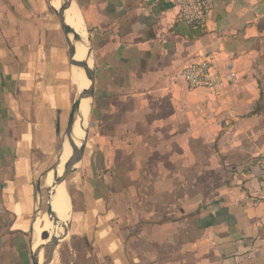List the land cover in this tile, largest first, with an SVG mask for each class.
Here are the masks:
<instances>
[{"label":"crops","instance_id":"1","mask_svg":"<svg viewBox=\"0 0 264 264\" xmlns=\"http://www.w3.org/2000/svg\"><path fill=\"white\" fill-rule=\"evenodd\" d=\"M74 5L96 85L54 260L72 232L81 264H264V203L247 174L264 152V0H216L205 28L178 22L172 0ZM63 35L51 0H0V264L49 250L36 224L73 104ZM208 52L237 75L220 94L182 76Z\"/></svg>","mask_w":264,"mask_h":264},{"label":"water","instance_id":"2","mask_svg":"<svg viewBox=\"0 0 264 264\" xmlns=\"http://www.w3.org/2000/svg\"><path fill=\"white\" fill-rule=\"evenodd\" d=\"M74 1L75 0H63L62 7L59 10L56 9L52 5V3H51V6L59 19L62 32L65 36V39L68 45L69 63L72 67H79L85 71L88 79L90 80V86L86 89H83L82 91H78L77 97L73 101V104L71 107L67 127L65 130V140L63 141L60 147L58 160L54 164V166H52L44 174V177H47L51 171H54V175L55 176L58 175L59 166L62 163V156L64 154V145L67 140L70 147L72 148V155L70 156V158L67 160V162L64 165L63 174L60 177H56L52 185L46 186L47 195H46V211H45L51 223L55 226L62 225L64 228V231H63V234L59 235V237L56 238L52 244L47 245L49 250H48V253L45 259L42 261V263H40L38 261V258L35 257V264H52L56 251L58 250L62 242L66 239V237L69 234L70 220L67 223L63 222L62 219L58 216V214L54 211L53 197L56 194L57 187L61 185L62 183H66L68 177L74 172H76L78 168L80 167V164L84 158L85 150L87 147V141L89 137V132H90V124L87 126V123L89 119H91L90 116H91V110H92L91 109L92 101L95 96L96 67L94 65L92 51L90 49L89 41L87 39L85 40L86 45L88 47V53L86 55V58L83 60L76 59L77 44L83 40L78 35V33L75 31V29L67 22V17H66V11L73 6ZM91 60H92V65H90ZM84 99H90V115L87 120L86 126L83 125L82 127V129L85 132V135H84V138L81 140V145L78 146L76 144V138L74 136V128L77 122V114H79L80 106ZM35 253L38 256V253L37 252Z\"/></svg>","mask_w":264,"mask_h":264},{"label":"bare ground","instance_id":"3","mask_svg":"<svg viewBox=\"0 0 264 264\" xmlns=\"http://www.w3.org/2000/svg\"><path fill=\"white\" fill-rule=\"evenodd\" d=\"M51 3L56 9L59 10L62 7L63 0H52ZM66 17L67 22L75 29V31L83 40L77 44L76 53V59L83 60L86 58L88 53V47L85 41L87 38L80 13L74 4L66 11ZM90 65H92V60L90 61ZM72 82L78 87L79 91H82L83 89H86L90 86V80L88 79L85 71L79 67H74L72 69ZM89 115L90 99H84L80 106L79 114H77V122L74 128V136L78 146L81 145V140L84 138L85 132L82 127L83 125L86 126ZM71 155L72 148L66 140L64 145V154L62 156V163L59 166L58 175L55 176L54 171H51L49 175L45 177L44 182L46 186L52 185L55 178L60 177L63 174L64 165ZM53 208L63 222L67 223L71 219L72 205L66 183H62L57 187L56 194L53 197ZM63 231V226L53 225L48 215L45 213L38 219L36 224V247L38 249H42L44 246L52 244L54 240L59 237V235L63 234ZM43 233H47V237H44Z\"/></svg>","mask_w":264,"mask_h":264},{"label":"built area","instance_id":"4","mask_svg":"<svg viewBox=\"0 0 264 264\" xmlns=\"http://www.w3.org/2000/svg\"><path fill=\"white\" fill-rule=\"evenodd\" d=\"M177 7V21L191 27L205 28L213 11L216 0H172ZM182 76L190 89L204 88L215 94H220L224 82L236 80V73L229 67L226 74L216 70L212 52L205 54L201 61L189 62L183 69ZM253 168L259 170L255 175ZM249 177L259 178V185L249 188V195L254 203H264V152L253 160V165L247 170Z\"/></svg>","mask_w":264,"mask_h":264},{"label":"rangeland","instance_id":"5","mask_svg":"<svg viewBox=\"0 0 264 264\" xmlns=\"http://www.w3.org/2000/svg\"><path fill=\"white\" fill-rule=\"evenodd\" d=\"M63 41H64V44H65V49H66V58H67V61H68V63H69V60H68V58H69V54H68V45H67V42H66V39H65V37H64V35H63ZM69 67V70L68 71H70V74H71V69H73L74 67H72L71 68V66L69 65L68 66ZM74 85V84H73ZM78 91H79V89H78V87L76 86V85H74V90H73V101L76 99V97H77V94H78ZM90 124V126H91V119H89V121H88V123H87V126ZM65 140V132H63V134H62V140H61V142H60V147H61V145H62V143H63V141ZM60 150V149H59ZM58 158V157H57ZM55 159L54 161H53V163H52V165L51 166H54V164L57 162V160L58 159ZM72 176H73V174H71L69 177H68V179H67V182H66V185H67V188H68V192H69V194H70V199H71V201H73V199H74V197H73V194H74V192H75V184L73 183V182H71L72 181ZM44 180H45V177H44V175H43V179H42V185L44 186L43 187V190H42V194H41V197H42V201H41V206H40V208H41V213H40V215L41 214H44L45 213V211H46V186H45V182H44ZM71 184V185H70ZM41 217V216H40ZM39 217V218H40ZM70 220H72V219H70ZM47 233H43V236L44 237H47ZM74 237H76L72 232L70 233V235H69V238H68V240H67V242L64 244V246H63V248L61 249V254H58L57 256H56V258H55V260H54V263L53 264H81V263H77V258L78 257H76L75 256V253H74V251H73V248H72V246H73V241H74ZM48 249V248H47ZM47 253H48V250H47ZM60 256H62V257H60ZM62 259V260H61Z\"/></svg>","mask_w":264,"mask_h":264}]
</instances>
